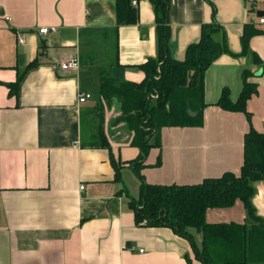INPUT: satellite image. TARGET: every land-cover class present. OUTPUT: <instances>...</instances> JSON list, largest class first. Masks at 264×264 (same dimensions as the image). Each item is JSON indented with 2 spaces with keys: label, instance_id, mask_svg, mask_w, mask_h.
Listing matches in <instances>:
<instances>
[{
  "label": "crops",
  "instance_id": "obj_1",
  "mask_svg": "<svg viewBox=\"0 0 264 264\" xmlns=\"http://www.w3.org/2000/svg\"><path fill=\"white\" fill-rule=\"evenodd\" d=\"M211 3L223 29L213 38L229 52L205 73L203 124L163 127L147 137L151 147L139 161L147 184L238 175L244 135L250 127L264 134V23L257 22L264 0H170V55L184 59L212 20ZM134 7L138 23L120 26L115 36V0H0V264H201L174 230L135 223L130 202L139 201L140 180L127 162L140 150L131 144L133 132L116 122L121 102L98 93L114 64L124 68L122 83H140L138 66L158 59L153 6L140 0ZM43 27L55 31L40 35ZM244 27L259 33L242 55ZM71 58L78 70H62ZM34 61L17 97H9L5 83ZM244 70L257 86L246 103L250 121L216 106L223 89L236 102ZM80 92L90 98L80 103ZM112 161L121 162L119 181ZM251 204L264 223V180L254 184ZM206 221L254 223L241 202L208 209ZM191 233L200 247L201 236Z\"/></svg>",
  "mask_w": 264,
  "mask_h": 264
},
{
  "label": "trees",
  "instance_id": "obj_2",
  "mask_svg": "<svg viewBox=\"0 0 264 264\" xmlns=\"http://www.w3.org/2000/svg\"><path fill=\"white\" fill-rule=\"evenodd\" d=\"M132 1L115 0V36L120 26L138 23V9L131 4ZM148 1L154 10L158 59H147L138 66L144 73L140 83H122L124 68L114 64L111 74L101 77L98 90L102 99L109 102L115 97L121 102L116 122L125 123L133 132L131 144L140 150L138 158L127 162L140 180L139 201L130 202L134 221L138 226H163L174 230L189 240L194 257L201 264H264V223L251 204L254 184L264 180V134L250 127L244 135L243 164L238 175L225 173L195 185H151L144 181L141 170L145 165L139 161L145 158L151 147L147 137L163 127L203 124L205 73L216 58L229 52L225 41L216 42L213 38L223 29L214 20L215 7L211 3V22L201 25L200 37L186 48L184 59H174L168 48L170 0ZM257 33L254 28L244 27L240 39L242 55L248 52V42ZM253 59L255 63L259 62L256 55ZM35 65V61L30 63L14 82L5 83L9 97H17L23 75ZM251 76L248 70L242 72L241 91L236 102H232L229 91L223 89L216 106L242 113L250 121L246 103L257 93L256 84L248 81ZM112 166L115 180L119 181L121 162L112 161ZM236 202L242 203L254 223L206 221L208 209L230 208ZM192 230L201 236L200 247L195 245ZM255 248H258V255Z\"/></svg>",
  "mask_w": 264,
  "mask_h": 264
},
{
  "label": "built area",
  "instance_id": "obj_3",
  "mask_svg": "<svg viewBox=\"0 0 264 264\" xmlns=\"http://www.w3.org/2000/svg\"><path fill=\"white\" fill-rule=\"evenodd\" d=\"M246 3H252L253 2V0H244ZM131 4L133 5V6H136V1H132L131 2ZM5 19V21H10V19L9 18H7V17H5L4 18ZM258 24H263L264 23V19L263 18H259L258 19ZM55 31V28H47V27H43V28H40L39 30H38V33L40 34V35H48L49 33H52V32H54ZM18 41V43H22L23 41L21 40V39H18L17 40ZM60 68L62 69V70H64V71H77L78 70V68H79V64H78V60L77 59H75V58H71V59H69V60H67L66 62H64V63H62L61 65H60ZM159 73V69H157V74ZM153 97H155V96H153ZM90 98V94H88V93H86V92H80L79 94H78V101L80 102V103H83V102H85L86 100H88ZM81 189H82V187H81Z\"/></svg>",
  "mask_w": 264,
  "mask_h": 264
},
{
  "label": "rangeland",
  "instance_id": "obj_4",
  "mask_svg": "<svg viewBox=\"0 0 264 264\" xmlns=\"http://www.w3.org/2000/svg\"><path fill=\"white\" fill-rule=\"evenodd\" d=\"M96 92V91H95Z\"/></svg>",
  "mask_w": 264,
  "mask_h": 264
}]
</instances>
